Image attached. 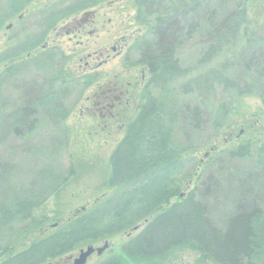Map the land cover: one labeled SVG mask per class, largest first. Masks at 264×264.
<instances>
[{
    "label": "trees",
    "instance_id": "obj_1",
    "mask_svg": "<svg viewBox=\"0 0 264 264\" xmlns=\"http://www.w3.org/2000/svg\"><path fill=\"white\" fill-rule=\"evenodd\" d=\"M223 1L137 0L138 20L146 28L140 63L147 66L150 82L164 95V105L157 102V97L146 94L141 109L128 121L125 136L110 156L109 168L116 171L111 175L113 186L107 194L66 221L54 234L30 241L23 249L8 245L3 250L6 258L0 264H38L43 252H63L76 236L92 242L110 231L121 232L139 225L136 223L144 219L142 229L122 247V252L130 257L159 259L164 255L165 259L174 249L188 248L199 255L202 263L264 264V213L251 180L240 184L232 200V211L217 224L212 220L209 201L216 200L221 186L213 176L207 178L200 191L194 189L177 200L173 199L177 195L173 187L165 186L164 193L153 191L164 202L150 213L143 214L145 202L139 199L156 177L162 173L172 175L183 166L185 150L168 147L169 133L158 117L163 110L170 117L164 126L178 117L176 110L169 112V93L193 92L200 99L199 104L185 105L181 112L183 121H191L192 129L197 131L206 123L205 104L216 100L217 93L246 94L249 87L243 82L250 73L264 82V32L258 34L249 28L244 6L220 17ZM203 15L207 16L205 21ZM202 20L208 29L206 44L198 57L199 70L190 76L180 64L176 47L204 26ZM227 113L226 105L218 100L217 114L224 117ZM261 134V140L249 139L228 150L231 158L256 157L259 172L255 181L264 180V133ZM35 206L31 201H17L15 208H2L0 226L9 225L13 218L33 220ZM47 219L44 215L31 229ZM26 230L23 235H27ZM56 236L60 238L55 239ZM102 264H122V260L116 255Z\"/></svg>",
    "mask_w": 264,
    "mask_h": 264
},
{
    "label": "rangeland",
    "instance_id": "obj_2",
    "mask_svg": "<svg viewBox=\"0 0 264 264\" xmlns=\"http://www.w3.org/2000/svg\"><path fill=\"white\" fill-rule=\"evenodd\" d=\"M223 2L221 8L223 10L218 13L220 17L233 11L237 6H244L247 9L249 28L258 34L264 32V0ZM106 3L107 0L105 6ZM21 6V0H0V55L4 26L9 21L16 23ZM109 16L112 15L109 14L107 17ZM206 17L203 15L204 21ZM106 27L111 25L106 24ZM207 30L204 22V26L191 38L185 39L176 47L180 64L190 76H194L199 70L198 57L205 48ZM142 40L146 38L141 37L139 42ZM31 73L20 79L17 74L11 75L7 80V89L1 81L0 72V220L1 209L15 208L17 201H31L36 204L32 212L33 220L22 222L13 218L9 225L0 226V261L6 258L3 250L8 245L23 249L30 241H39L46 235L54 234L56 229L84 208H91L104 192L107 194L113 186L110 178L115 170L109 168L110 156L125 136V128L117 130L115 126L112 136H109L107 132L101 131L94 120L91 122L88 117L78 115L79 97L85 91L81 82L73 83L68 92L69 96H66L64 86L59 88L58 83L55 85L56 88L47 86L49 81L44 78L50 77L53 73L48 70L43 72L44 82L47 83L35 91L33 87L38 83H32L34 77ZM245 79L247 81L245 80L243 84L249 87L246 94L217 93L216 96H219L216 100H209L208 104H205L206 123L197 131L192 129L191 121L190 123L183 121L182 113L185 105L199 104L200 99L193 92L188 94L174 90L168 94L167 100L171 104L169 112L177 111L178 117L173 123L169 122L164 126V122L170 117L164 115L163 110L158 113L159 121L162 128L165 127L169 133L168 147L174 150L184 149L185 158L179 171L172 175L160 174L161 176L156 177L152 184L143 190L139 197L140 201L143 199L145 202V206H142L145 208L143 214L151 212L164 202V198L152 194L153 191L164 193L165 186L173 187L177 190V195L173 199L177 200L194 189L200 191L209 176H213L221 186L216 200L209 201V207L213 212L212 220L216 224L223 215L232 211V200L239 192L240 184L249 183L250 180L258 197L259 208L264 213V180H254L257 179L255 177L259 172V168H256V157L240 159L228 155V150L240 142L263 139L261 133H264V82L258 80L253 73L245 76ZM49 91L55 94L44 98V93ZM33 92L38 96L33 95ZM147 94L157 97V102L164 105V95L161 96L157 87L150 86ZM30 96L38 98L36 104L41 106V111L38 113V125L29 131L22 128L17 107L22 104V98L26 101ZM218 100L228 108V113L224 117L217 114ZM259 131L261 132L257 134ZM162 139L164 140V130ZM44 215L48 218L44 220L45 223H40L32 230L34 223L43 219ZM145 220L136 223L139 224L138 229L143 226ZM132 228L133 226L121 232L110 231L102 235L103 237H96L97 239L92 242L80 240L79 236H76L77 239L70 242L67 250L63 252L58 250L43 252V258L38 264H45L59 255L78 252L79 249L91 244L101 247L106 240L116 250L111 257L120 256L122 264H151L162 260L165 262L167 258L130 257L122 252L121 248L117 249L118 242L126 240L127 233H136ZM24 229H27V235L22 234ZM21 237L26 239L20 240ZM58 238L60 237H55ZM191 254L193 253L188 248H179L177 256L185 257V262H188Z\"/></svg>",
    "mask_w": 264,
    "mask_h": 264
},
{
    "label": "flooded vegetation",
    "instance_id": "obj_3",
    "mask_svg": "<svg viewBox=\"0 0 264 264\" xmlns=\"http://www.w3.org/2000/svg\"><path fill=\"white\" fill-rule=\"evenodd\" d=\"M21 2L16 23L7 22L1 34L0 72L4 88L8 89L7 80L11 75L17 74L20 79L31 72L32 83H38H34L35 91L47 83L44 82L46 79L49 81L47 86L55 87L56 83L59 88L64 86V94L69 96L72 84L81 82L85 91L79 97L78 115L88 117L91 122L94 120L109 136L115 126L117 130L126 128L153 85L147 66L140 63L143 40H139L146 28L138 20L137 0H107L106 6L105 0ZM109 14L112 16L107 17ZM48 70L53 73L43 79V72ZM44 94L46 98L55 92ZM33 95L38 96L35 92ZM22 99V104L17 107L18 119L22 128L30 131L39 123L41 106L36 104L38 98L34 96L26 101ZM136 233H127L126 240L118 242L117 249H122ZM106 243L107 247L101 253L95 249L84 264H102L109 259L116 250L107 240L103 245ZM178 252L179 249L172 250L165 262L156 264H210L200 262L199 255L192 251L186 263L185 257L177 256ZM78 254L79 251L59 255L45 264H74ZM159 259H164V255Z\"/></svg>",
    "mask_w": 264,
    "mask_h": 264
},
{
    "label": "water",
    "instance_id": "obj_4",
    "mask_svg": "<svg viewBox=\"0 0 264 264\" xmlns=\"http://www.w3.org/2000/svg\"><path fill=\"white\" fill-rule=\"evenodd\" d=\"M138 225L134 226L132 230H137ZM107 247V243L99 248H95L92 245H88L85 248L79 250L78 257L75 259L74 264H84L86 258L96 249L99 253H101Z\"/></svg>",
    "mask_w": 264,
    "mask_h": 264
}]
</instances>
